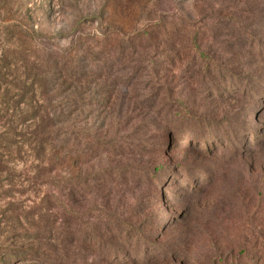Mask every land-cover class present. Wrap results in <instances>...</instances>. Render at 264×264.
<instances>
[{
	"label": "rangeland",
	"instance_id": "obj_1",
	"mask_svg": "<svg viewBox=\"0 0 264 264\" xmlns=\"http://www.w3.org/2000/svg\"><path fill=\"white\" fill-rule=\"evenodd\" d=\"M0 264H264V0H0Z\"/></svg>",
	"mask_w": 264,
	"mask_h": 264
}]
</instances>
